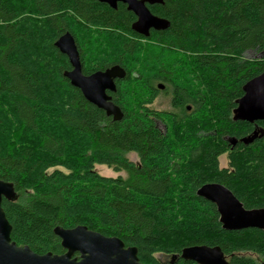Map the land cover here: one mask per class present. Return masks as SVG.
Returning <instances> with one entry per match:
<instances>
[{
  "label": "trees",
  "instance_id": "trees-1",
  "mask_svg": "<svg viewBox=\"0 0 264 264\" xmlns=\"http://www.w3.org/2000/svg\"><path fill=\"white\" fill-rule=\"evenodd\" d=\"M149 8L169 25L142 36L121 5L0 0V179L15 189L1 206L10 238L60 254L53 229L84 225L136 247L144 264H170L156 254L197 264L179 256L192 245L220 247L228 264H264V230L222 228L215 205L196 194L217 182L246 209L264 208V120L232 119L242 86L264 71V0H165ZM66 31L83 73L125 70L111 94L120 120L64 76L70 64L54 42ZM248 50L262 54L244 58ZM156 83L172 94L174 109L151 107ZM255 128L260 137L239 141ZM95 165L124 174L103 176Z\"/></svg>",
  "mask_w": 264,
  "mask_h": 264
},
{
  "label": "water",
  "instance_id": "water-1",
  "mask_svg": "<svg viewBox=\"0 0 264 264\" xmlns=\"http://www.w3.org/2000/svg\"><path fill=\"white\" fill-rule=\"evenodd\" d=\"M98 1L112 8L116 7L117 2L126 3L127 8L136 16L131 27L142 36H148L150 29L162 30L169 25L168 20L152 14L147 6L162 4L165 0ZM54 45L69 61L71 68L63 74L70 84L77 87L88 102L111 116L112 120H120L122 111L106 91L115 90L114 80L124 76V69L119 65H112L85 75L81 70L75 40L69 32L60 35ZM242 91V96L235 101L232 119L248 122L264 120V71L249 79L242 86ZM261 134L262 129L255 128L251 134L241 137L239 141L249 144ZM230 141L232 145L237 142L235 138ZM196 194L215 205L222 228L238 230L251 227L264 230V208L246 209L226 186L207 182L197 189ZM14 197L13 183L0 179V264H144L138 260L136 247H126L118 237L104 236L84 225L72 228L57 226L53 229L64 249L60 254H38L27 245H17L10 238L11 225L1 206L3 198L11 200ZM75 253L78 256H74ZM179 256L197 264H228L218 246H187L181 250Z\"/></svg>",
  "mask_w": 264,
  "mask_h": 264
},
{
  "label": "rangeland",
  "instance_id": "rangeland-1",
  "mask_svg": "<svg viewBox=\"0 0 264 264\" xmlns=\"http://www.w3.org/2000/svg\"><path fill=\"white\" fill-rule=\"evenodd\" d=\"M262 53H257L255 51L252 50H248L244 53V58L247 59H252V58H258L261 56ZM140 96H145V92L138 91ZM171 99V95L166 94V93H159L154 100L151 103V107L155 110H165V111H170L173 109V106L171 105V103L169 102ZM127 157L132 160V161H136L137 157L134 153H128ZM226 165V158L225 155H221L219 157V166L220 167H224ZM95 170L103 176H107V177H115L117 175H123V172H114L112 169L104 166V165H95ZM156 257H158V259L162 260V261H168L170 259V256L167 255H163V254H156ZM254 256V255H252ZM255 257V256H254Z\"/></svg>",
  "mask_w": 264,
  "mask_h": 264
},
{
  "label": "flooded vegetation",
  "instance_id": "flooded-vegetation-1",
  "mask_svg": "<svg viewBox=\"0 0 264 264\" xmlns=\"http://www.w3.org/2000/svg\"><path fill=\"white\" fill-rule=\"evenodd\" d=\"M102 3H103V2H102ZM104 4H106V3H104ZM106 5L109 6L108 4H106ZM118 5L124 6V8H125L127 11L131 12V13L134 15V19L130 22V29H131L136 35H142V34L137 33L136 31H134V30L132 29L131 25H132L133 21L136 19V16H135V14H134L131 10H129V9L127 8V4H126V3L120 1V2H117L115 8H112V7H110V6H109V7L112 8V9H116V8L118 7ZM152 5H154V4H152ZM152 5L147 4L149 10H150L149 7L152 6ZM150 12H151V10H150ZM151 13H152V12H151ZM152 14H153V13H152ZM154 15H155V14H154ZM150 30H154V29H150ZM66 32H68V31H66ZM149 32H150V31H149ZM63 33H65V32H63ZM63 33H62V34H63ZM62 34H60V35H62ZM130 35H133V34H130ZM70 68H71V67H70ZM106 68H107V67H106ZM106 68H104V69H106ZM104 69H100V70H104ZM82 72H83V71H82ZM92 72H94V71H92ZM92 72H91V73H92ZM83 74H85V73H83ZM88 74H90V73H86L85 75H88ZM124 77H125V70H124V76L122 77V79H123ZM118 79H121V78H116V79L114 80V83H115V90H113V91H109V90H107V91H106L108 95L111 96L112 93H115V92H116V80H118ZM155 89L157 90L158 93H166V94H169V95L172 96V94L169 92V90H167V87H166L165 85H163V84L156 83ZM158 93L154 96V98L158 95ZM154 98H153V100H154ZM111 100H112V96H111ZM153 100H152V101H153ZM173 109H174V108H173ZM185 110H186L187 112H189V111L191 110V108H190L189 106H187ZM159 111H160V110H159ZM170 113L173 114L174 112L172 111V112H170ZM236 143H237V142H236ZM236 143H235V144H236ZM235 144H234V145H235ZM234 145H232V146H234ZM74 256H78V254L75 253ZM175 259H176V257H171L169 263L172 264V263L175 261Z\"/></svg>",
  "mask_w": 264,
  "mask_h": 264
}]
</instances>
